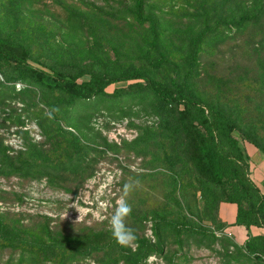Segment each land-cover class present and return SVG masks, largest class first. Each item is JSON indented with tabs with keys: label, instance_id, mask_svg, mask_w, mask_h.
<instances>
[{
	"label": "rangeland",
	"instance_id": "obj_1",
	"mask_svg": "<svg viewBox=\"0 0 264 264\" xmlns=\"http://www.w3.org/2000/svg\"><path fill=\"white\" fill-rule=\"evenodd\" d=\"M0 38L29 48L37 69L80 80L137 70L178 84L228 118L239 147L264 151V0H0ZM154 38L166 54L158 68ZM12 69L0 62V220L20 249L1 248L0 264H132L142 246L153 251L138 264H264L262 251L257 261L225 231L219 189L171 131L182 106H161L143 80L81 102L13 81ZM126 184L134 187L125 223L136 240L121 247L109 220ZM90 237L115 249L69 254ZM29 242L55 255L20 261Z\"/></svg>",
	"mask_w": 264,
	"mask_h": 264
},
{
	"label": "trees",
	"instance_id": "obj_2",
	"mask_svg": "<svg viewBox=\"0 0 264 264\" xmlns=\"http://www.w3.org/2000/svg\"><path fill=\"white\" fill-rule=\"evenodd\" d=\"M136 7L139 10L141 4L138 3ZM151 48L159 56V61L153 65L158 68L166 60V54L159 48L155 38L151 42ZM0 62L13 67L12 72L17 73L10 77L13 81L29 80L32 85L58 91L70 99L81 102H93L106 97V88L112 84L143 80L144 87L159 100L161 106L183 107L178 111L176 123L171 125L170 129L181 137L188 161L195 172L219 189L220 202L236 205L234 224L247 229L250 226L264 227V195L249 178L248 164L243 158L238 139L232 135L235 127L219 111L189 98L178 84L170 86L160 84L137 70L125 71L115 76L90 74L87 79L80 80L82 73L66 75L51 67L47 69L48 71L37 69L31 64L29 48L3 38H0ZM130 100L133 104L140 105L141 111L146 112L144 103L137 96ZM192 106L197 109V115L190 111ZM105 110L109 114L116 112L112 105H108ZM206 114H209L210 119ZM122 117H126V114L123 113ZM216 135L223 139V145H227V153L219 149ZM258 149L264 154L261 148ZM18 242L16 232L0 220V250L4 247L19 250ZM25 245L23 250L25 258L20 261L25 262L27 258L31 261L38 258L46 259L55 255L52 248L44 244L29 242ZM113 249L114 246L103 244L100 237H90L75 240L68 251L69 254L76 256H89L92 251ZM244 249L254 259L260 261L259 252L264 253V237H249L244 242ZM139 251L136 258H130L132 264H138L142 259L149 257L153 247L142 246Z\"/></svg>",
	"mask_w": 264,
	"mask_h": 264
},
{
	"label": "crops",
	"instance_id": "obj_3",
	"mask_svg": "<svg viewBox=\"0 0 264 264\" xmlns=\"http://www.w3.org/2000/svg\"><path fill=\"white\" fill-rule=\"evenodd\" d=\"M245 162L248 164L249 178L264 195V154L252 144L240 146ZM237 207L235 204L222 203L219 206V220L226 225V232L238 242L243 243L249 237H264V227L235 225Z\"/></svg>",
	"mask_w": 264,
	"mask_h": 264
},
{
	"label": "clouds",
	"instance_id": "obj_4",
	"mask_svg": "<svg viewBox=\"0 0 264 264\" xmlns=\"http://www.w3.org/2000/svg\"><path fill=\"white\" fill-rule=\"evenodd\" d=\"M132 184H126L124 194L115 203V211L109 220V228L112 238L121 247L130 246L135 240L134 231L127 227L125 221L132 212V205L128 202V194L133 190Z\"/></svg>",
	"mask_w": 264,
	"mask_h": 264
}]
</instances>
